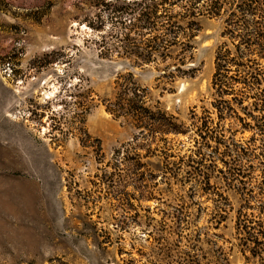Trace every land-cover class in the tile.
Instances as JSON below:
<instances>
[{"label":"rangeland","instance_id":"obj_1","mask_svg":"<svg viewBox=\"0 0 264 264\" xmlns=\"http://www.w3.org/2000/svg\"><path fill=\"white\" fill-rule=\"evenodd\" d=\"M110 1L0 0V264H257L236 245L241 186L209 161L218 151L257 193V131L231 136L243 146L252 139L236 163L225 143L197 149L191 133V113L216 116V51H233L222 35L229 6L257 0H224L221 16L184 21L171 9L172 21L196 29L185 65L179 46L144 62L151 34L142 20L129 31L130 16ZM134 87L184 133L151 141L115 111ZM196 149L202 162H181ZM122 152L139 154V165Z\"/></svg>","mask_w":264,"mask_h":264},{"label":"trees","instance_id":"obj_2","mask_svg":"<svg viewBox=\"0 0 264 264\" xmlns=\"http://www.w3.org/2000/svg\"><path fill=\"white\" fill-rule=\"evenodd\" d=\"M225 1L111 0L106 5L112 8L113 13L119 10L126 11L125 13L130 16L127 19L129 31L134 30L140 20L143 21L144 28L151 34L150 39H147L148 50L143 59L144 62H153V56L156 54L158 57L165 58L169 55L171 47L179 46L183 53L179 65H185L186 54L194 49L193 38L195 35L193 32L196 29L192 27L193 21L187 22L185 27L172 21L171 9L175 7L180 9L177 16L181 21L186 18L194 19L203 13L218 17L227 11L224 5ZM118 2H123L125 6L123 8L116 7ZM254 6L251 3L229 6L233 11L229 10L226 13L225 29L222 35L232 44L233 51L225 44L216 51L215 72L212 78V88L218 97L213 103L216 116L215 119L211 118L207 111L204 112L207 115L202 117H197L194 112L191 113V118L194 121V130L191 133L197 137L193 140L197 149L201 144L207 148L210 146V141L217 145L225 143L226 156H229L230 153V156L235 155L233 161L236 163L251 153L249 143L252 139L247 142L246 146H243L235 142L231 136H236L237 133L246 129L257 131V193L246 189L245 178H248L249 174L243 173L240 169H236L235 172L233 169H229L225 165L226 161L217 157L218 151L211 149L216 157L209 161L222 176L232 173L230 181L240 184L239 190L243 194L240 195L242 202L235 217L236 245L247 263L264 264V0H257V7ZM234 11L243 17L237 18ZM159 18H163L165 23H158ZM158 32L159 34L165 33V35L152 36ZM169 34H172V41L164 38ZM129 94L132 99L131 103L123 105L116 101L113 103V106L116 107L115 111L123 113L127 117V121L129 116L132 119L130 123L135 128L142 129L144 134L147 133L146 136L151 137V141L154 140L153 135L155 134L184 133L173 117L160 111L152 112L145 106L146 90L134 87L130 89ZM250 94L254 96L250 97ZM225 97H229V99L227 100ZM250 98H254L255 101L248 103L247 100ZM255 113L257 115H254ZM249 120L251 122H248ZM197 149L181 162L190 161L191 164L202 162L204 157ZM121 155L123 161L130 159L135 165H139V154H135L133 157H124L122 152ZM218 160L222 162L224 169L215 165ZM250 168L251 165H248V169ZM207 180L209 181L208 176ZM226 202L222 198L218 203V206L220 205L219 212H226L225 208L228 207ZM215 217L224 218L221 213L215 214ZM220 254L217 253L218 256ZM214 258L216 259V257Z\"/></svg>","mask_w":264,"mask_h":264}]
</instances>
